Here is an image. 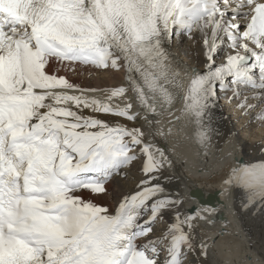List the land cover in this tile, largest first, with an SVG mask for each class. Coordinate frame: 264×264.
Here are the masks:
<instances>
[{
    "label": "snow or ice",
    "instance_id": "1",
    "mask_svg": "<svg viewBox=\"0 0 264 264\" xmlns=\"http://www.w3.org/2000/svg\"><path fill=\"white\" fill-rule=\"evenodd\" d=\"M182 36L199 39L205 58L187 87L169 55ZM78 66L123 70L128 87L60 74ZM221 92L246 114L264 105V0H0V264H188L197 249L206 259L193 222L212 209L182 212L160 183L165 150L119 121L139 119L129 93L150 127L156 105L171 112L179 99L175 119L203 148ZM141 157L143 178L114 211L93 201ZM223 184L244 192L246 209L264 207V161L232 167ZM165 211L172 221L157 236Z\"/></svg>",
    "mask_w": 264,
    "mask_h": 264
},
{
    "label": "bare ground",
    "instance_id": "2",
    "mask_svg": "<svg viewBox=\"0 0 264 264\" xmlns=\"http://www.w3.org/2000/svg\"><path fill=\"white\" fill-rule=\"evenodd\" d=\"M174 39V45L171 43L170 47L174 49V51L171 52L169 49V55L173 64L181 68L179 56L183 54L184 58H186V60L183 59V62L195 68L194 73L190 68L186 70L185 75H181L187 87L195 73H201L205 70L203 44L199 39L181 43L177 38ZM217 63H219V61H217ZM90 70L92 71V69L86 68L84 70L85 73L80 76L83 78L87 87H104V89H112L115 88L117 84L118 87H123V82H126L125 72L123 70L117 72L112 69H105L103 72H101V70L89 72ZM88 74L91 76H88ZM117 102L121 107L124 106L123 100H117ZM248 102L254 105L259 103L257 100L252 99H249ZM226 105L228 106V110H230L229 103L226 102ZM219 107H221V109L225 108L223 104H218V106L216 104L210 110V120L206 118L205 123L210 138L203 148L198 144L200 162H198L194 168L187 165L185 157L177 155L173 151L174 148L171 147L167 136L166 139L163 138L156 134L154 130L155 127L149 126L150 130H152L149 141L156 147L164 149L168 160L171 161V166L173 167L172 180H177L175 184L176 191L179 190V185L185 189L196 186L202 188L205 193L213 194L222 189L223 184L221 182L229 174V168L237 167L241 163L245 164L248 158L256 155L257 151L261 149L258 140L262 139L264 141V139L261 138L263 130L257 128V126L264 127V120L260 119L257 126H255L256 122L248 121V116L254 115L255 111L249 110L246 114L242 109L236 108L241 115V119L237 120V122L239 121L238 129L241 131V135H238V130L235 128V125L227 119L226 113L219 112ZM173 108L175 109L174 112L170 113L167 111L168 113H166V115L171 118H164L162 126L165 132L171 128L172 133H177L179 123H177L175 117L180 115L182 101L177 99ZM256 108L260 111V114L264 112V105H260ZM172 113H174V115ZM152 118L156 117L152 116ZM172 121H174V123ZM120 123L128 122L121 120ZM139 124L140 121H137L134 125L129 122L127 125L129 127H140ZM210 151L213 152L212 157H209ZM160 177L162 186H166L170 182L171 178L163 171H161ZM138 179L137 170L133 169L132 172L129 173L127 179L113 182L112 188L108 189L109 193L101 197V202L110 205L111 199L118 200L126 192H130L133 186L138 182ZM225 193L228 198L227 201L233 203L230 211H234L233 214L228 215V219L237 222L239 227L233 228L225 222L223 225L224 228L218 226L219 235L217 234L216 244L210 247L212 259L208 258L205 263L264 264V207H261L259 203H257L246 209V195L238 188L228 187ZM218 208L220 209L221 206L219 205ZM220 224H222V222L219 221L217 225Z\"/></svg>",
    "mask_w": 264,
    "mask_h": 264
}]
</instances>
